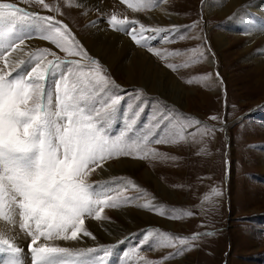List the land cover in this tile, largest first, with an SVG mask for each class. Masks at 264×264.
I'll return each instance as SVG.
<instances>
[{
	"label": "snow or ice",
	"instance_id": "snow-or-ice-1",
	"mask_svg": "<svg viewBox=\"0 0 264 264\" xmlns=\"http://www.w3.org/2000/svg\"><path fill=\"white\" fill-rule=\"evenodd\" d=\"M124 2L139 12L157 7L161 0ZM35 3L49 11H60L45 0ZM108 23L113 30L129 35L137 46L147 48L161 59L181 55L178 51L158 50L153 44L183 39L178 26L153 28L138 20L118 19L116 15ZM33 38L47 41L68 56L81 57L88 63L61 60L47 47L25 51L26 41ZM12 53H23L26 59L10 61ZM49 56L53 59H47ZM202 58L200 53L182 65L166 66L176 71ZM0 60L4 61V69L11 65V71L0 69V256L3 257L0 264H107L110 251L106 246L82 249L57 242H75L84 237L95 240L86 220L107 219L102 215L106 208H119L137 199L121 194L122 188H139L130 181L89 183L88 177L97 168L103 170L105 162L112 158L145 159L158 155L148 147L150 143L182 140V134L171 139L163 135L175 117L168 111L159 112L148 122L151 127L137 128L144 110L137 95L135 99L141 102L130 111L125 109L124 127L114 134L112 124L123 99L115 91L119 86L108 79L99 61L87 56L67 25L53 16L26 10L12 2H0ZM69 66L75 67L70 71ZM193 82L196 78L188 81ZM183 120L186 126L201 124L192 117ZM213 191L220 195L219 191ZM136 206L169 220L192 215L190 211L166 210L154 198ZM16 227L30 238L27 255L14 235H5V229L12 232ZM201 235L214 233L180 236L148 229L138 244L150 249L175 248L174 253L164 257L170 259L191 250V242ZM124 242L122 239L112 247Z\"/></svg>",
	"mask_w": 264,
	"mask_h": 264
},
{
	"label": "rangeland",
	"instance_id": "rangeland-1",
	"mask_svg": "<svg viewBox=\"0 0 264 264\" xmlns=\"http://www.w3.org/2000/svg\"><path fill=\"white\" fill-rule=\"evenodd\" d=\"M64 1L61 13L60 8ZM67 1L45 0V3L50 7L59 8L60 11L56 12L44 9L35 3V0H0V2L16 3L21 8L38 12L44 16L55 17L56 20L68 26L79 45L84 49L76 32L82 30L87 23H74L78 15L73 14L71 8H68ZM204 1L161 0L157 7L139 11L143 13L147 10H155L165 4L166 10L183 18V21L178 24L179 26L177 25L180 32L184 34L183 39L176 38L172 42L167 40L153 42L158 50L178 51L181 55L167 56L164 59L152 53L151 55L161 68H166L175 75L180 88L175 86L182 90L180 96L186 104L185 107H179L175 103L163 99L157 93L147 92L143 86L126 84L119 75H115L102 65L98 56L88 53L84 49L88 57L99 61L106 70L108 79L119 86L115 91L123 97L119 106L120 111L116 114L115 122L112 124L114 134L119 133L124 127L125 109L130 111L132 106L142 101L144 110L138 118L137 128L143 129L146 125L151 127L148 122L152 119L153 114L158 115L159 112L168 111L173 114L175 120L169 128L164 129L163 135L169 139L173 135H183L182 140H177L174 143H150L148 147L158 153L154 157L139 159L133 156H121L106 161L104 166L111 162H117L118 159L130 158L143 162L145 167L151 170L153 167L155 170L160 168L162 181L177 191L181 201L176 203L169 199L159 198L156 202L163 204L166 210L178 209L192 213L191 216L179 220H170L175 224L173 227L149 223L126 232L112 242L101 241L91 246L84 244L80 247L82 249L99 245L108 247L110 254L107 257V264H121L122 261L124 264H264V174L262 173L264 81L262 75L253 73V67L245 65L244 62L248 59L242 57L238 46L231 48L233 51H227L223 45L217 49L211 45L210 39L217 30H224L228 34L229 40L232 41L234 39L232 34L244 33L248 29L240 31L242 29H239V23H233L229 17L227 19L225 17L216 20L209 19L212 14H208L205 10ZM128 2L135 3L136 0H128ZM253 2L260 1L251 0L245 6H241V10L249 21H254L255 28L258 29L256 31L264 34V30H260L264 29V20L259 14L246 8ZM136 14L137 12H135ZM113 15H116L118 19H134L142 23L140 18L133 16V10L128 8L124 0H112L106 11L97 18L108 21V18ZM247 24L246 22L245 26ZM161 28L167 27L162 26ZM240 35L244 36L245 34ZM258 44L256 45L258 46ZM45 47L55 51L61 60H81L82 63H88L81 57L68 56L47 41L41 40L37 48ZM193 49L195 52L191 51ZM200 53H203V58L198 63H190L188 67H179L173 71L166 66L167 64L182 65L199 57ZM47 59H53V57L49 56ZM74 67L69 66V70L71 71ZM0 69H4L2 60H0ZM4 71H11V65ZM203 77L208 78L202 79ZM193 78H196V82L188 83ZM49 85H51V80ZM137 95L141 101L135 99ZM213 116L217 119H211ZM183 117L195 118L201 124L186 126L187 122L183 120ZM205 125L208 127L205 128ZM157 132L159 134V130ZM171 159L175 160L177 167L175 170H168L172 173L170 174L172 177H169V172L165 173L163 169L166 166L168 168V162H172ZM101 170L97 168L89 175V183L122 180L139 186L138 189L132 187L120 189L122 196L136 197L137 199L131 204L119 208H106L102 215L107 219L101 221L112 220L114 213L118 210L129 209L131 206L135 208L140 200L154 198L153 189L145 185L139 175L111 173L106 176L101 173ZM175 171L178 173L174 176L173 172ZM213 190L219 191L220 195L216 196ZM112 194L116 195V192ZM149 212L158 215L153 211ZM158 216L169 220L165 216ZM91 221L94 220H86V227L90 231L88 223ZM148 229H160L161 232H171L180 236L209 232L214 235H201L197 240L191 242L193 245L191 250L178 256H172L170 259H164L174 253L175 248L150 249L147 245L138 244ZM4 231L8 237L14 235L16 242L27 255L30 238L25 236L18 227L12 232L7 229ZM91 232L93 233V231ZM122 239L125 241L123 244H119L115 248L112 247ZM57 243L61 246L74 248L72 246L76 242L60 241ZM134 246H136L135 249ZM0 259L3 257L0 256Z\"/></svg>",
	"mask_w": 264,
	"mask_h": 264
},
{
	"label": "bare ground",
	"instance_id": "bare-ground-1",
	"mask_svg": "<svg viewBox=\"0 0 264 264\" xmlns=\"http://www.w3.org/2000/svg\"><path fill=\"white\" fill-rule=\"evenodd\" d=\"M111 1L112 0H68L66 2L69 4L68 8H71L72 13L78 15L74 23L82 24V22H86L88 24V26L86 24L82 30H77L76 32L79 35L84 49L88 53L90 52L98 56L100 63L106 66L107 69L111 70L115 75H119L126 84L143 86L147 92L157 93L163 99L165 98L179 107H185L186 104H184V100L181 99L180 96L182 90L177 89L175 86L177 85L178 88H180L175 75L166 68H161L160 64L153 58L147 48L137 46L131 37L124 32L113 30L107 20L104 21L97 18V16L106 11ZM249 1L251 0L204 1L205 10L208 14H212L209 19L212 18V20H216L222 17L227 19L229 17L233 23H239V29H242L240 31L248 29V31L244 33L232 34L234 38L232 41L229 40L228 34L224 30H217L210 41L214 48L217 49V47L223 45L227 51H233L231 48L238 46L237 48H240L239 51L242 57L248 59V61L244 62L245 65H249L250 68L253 67V73L262 75L264 81V34L256 31L258 29L255 28L254 21H249L241 10V6H245ZM258 1L260 2H253L252 5L249 4L246 8L259 14L262 20H264V0ZM63 4H65V1L60 8L61 13L63 12ZM133 13V16L140 18L143 24L153 28L162 26L170 28L173 25L177 26L183 21V18L179 17L176 13L166 10L165 4L155 10H147L143 13L137 12L136 15L135 11H133ZM72 17L74 18V16ZM246 22L249 26H247L248 24L245 26ZM240 34L245 35L242 36ZM40 43L41 40L38 38L27 40L26 45H28V48H26L25 51L37 48ZM256 44H258V46ZM9 59L10 61H15L18 59H26V57L23 53H12ZM170 161L173 163L168 162V168H166L167 166L165 165L166 167L163 169L165 173L168 170H175L177 167V163L174 159ZM154 168L155 167L151 170L148 167L146 168L145 164L141 161L123 158L118 159L117 162H111L109 165L106 164L104 169L101 170V173H104L106 176L111 175V173H125L133 176L139 175L145 185L153 189L155 201H158L159 198H163L180 203L181 200L180 196L176 193L177 191L170 187L168 183L164 184V181H162V173L161 171L159 172L160 168H158V170ZM170 171H168L169 177H172L170 176V174H172ZM177 173V171L173 172L174 176ZM262 173L264 174V159ZM152 200L153 197L148 200L143 199L142 201H138L137 204ZM149 223H157L165 227L175 226L173 221L165 220L137 206H135V208L131 206L129 209H121L115 212L112 220L108 219L101 222L94 220L89 222V227L91 231H93V235L96 239L93 240L90 237H84L80 241H75L76 243L73 242L74 245L72 247L80 248L84 244L91 246L101 241L112 242L114 239L123 236L126 232Z\"/></svg>",
	"mask_w": 264,
	"mask_h": 264
}]
</instances>
